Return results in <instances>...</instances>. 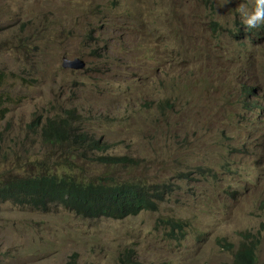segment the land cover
Wrapping results in <instances>:
<instances>
[{
	"label": "rangeland",
	"instance_id": "rangeland-1",
	"mask_svg": "<svg viewBox=\"0 0 264 264\" xmlns=\"http://www.w3.org/2000/svg\"><path fill=\"white\" fill-rule=\"evenodd\" d=\"M240 3L0 0V177L55 171L32 125L73 111L109 154L140 161L119 177L171 190L123 220L1 203L0 264H232L247 235L264 264V25L246 31Z\"/></svg>",
	"mask_w": 264,
	"mask_h": 264
},
{
	"label": "trees",
	"instance_id": "trees-1",
	"mask_svg": "<svg viewBox=\"0 0 264 264\" xmlns=\"http://www.w3.org/2000/svg\"><path fill=\"white\" fill-rule=\"evenodd\" d=\"M4 104L3 96H0V120L7 113ZM67 115L60 120L49 118L44 121L39 117L32 125L33 130L41 131L44 145L57 157L55 171L47 168L40 171L39 168L37 172L25 175L5 172L0 177V204L12 202L41 211L61 205L88 219L123 220L142 212L157 211L170 195L168 185L149 183L138 177H119V173L135 171L140 161L109 154L110 146L106 142L78 128L72 120L73 111ZM93 165L103 167L105 172L89 175ZM182 223L172 218L162 220V224L178 235L184 232ZM245 238L247 240L234 254L232 264H256L260 240H251L249 235ZM123 262H126L125 257ZM65 264H78L77 254Z\"/></svg>",
	"mask_w": 264,
	"mask_h": 264
},
{
	"label": "clouds",
	"instance_id": "clouds-1",
	"mask_svg": "<svg viewBox=\"0 0 264 264\" xmlns=\"http://www.w3.org/2000/svg\"><path fill=\"white\" fill-rule=\"evenodd\" d=\"M224 2H227V0H224ZM250 2V7L245 3H240L235 8L246 31L264 25V0H250Z\"/></svg>",
	"mask_w": 264,
	"mask_h": 264
},
{
	"label": "water",
	"instance_id": "water-1",
	"mask_svg": "<svg viewBox=\"0 0 264 264\" xmlns=\"http://www.w3.org/2000/svg\"><path fill=\"white\" fill-rule=\"evenodd\" d=\"M83 66H84V62L79 59H75L74 61H69V60L64 61L65 68H81Z\"/></svg>",
	"mask_w": 264,
	"mask_h": 264
},
{
	"label": "bare ground",
	"instance_id": "bare-ground-1",
	"mask_svg": "<svg viewBox=\"0 0 264 264\" xmlns=\"http://www.w3.org/2000/svg\"><path fill=\"white\" fill-rule=\"evenodd\" d=\"M69 60V59H68ZM86 66V65H85ZM72 69V68H71ZM76 69V68H74ZM83 70V69H82ZM80 71V70H79ZM250 106V105H249ZM80 127V126H79ZM41 129V128H40ZM82 137V136H81ZM84 138V137H83ZM88 145V144H87ZM49 146V145H48ZM52 146V145H51ZM71 160V159H70ZM73 161V160H72ZM164 195V194H163ZM182 225V224H181ZM169 227V226H168ZM239 250V249H238ZM234 260V259H233Z\"/></svg>",
	"mask_w": 264,
	"mask_h": 264
}]
</instances>
